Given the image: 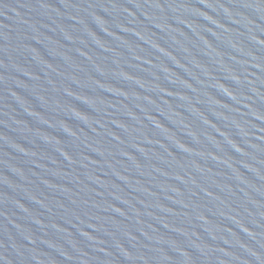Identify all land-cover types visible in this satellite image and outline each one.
Returning <instances> with one entry per match:
<instances>
[{
  "label": "water",
  "instance_id": "1",
  "mask_svg": "<svg viewBox=\"0 0 264 264\" xmlns=\"http://www.w3.org/2000/svg\"><path fill=\"white\" fill-rule=\"evenodd\" d=\"M0 264H264V0H0Z\"/></svg>",
  "mask_w": 264,
  "mask_h": 264
}]
</instances>
